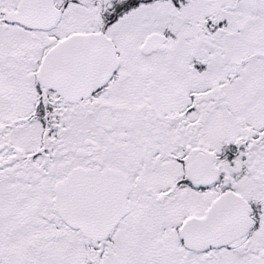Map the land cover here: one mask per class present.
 I'll list each match as a JSON object with an SVG mask.
<instances>
[{
	"label": "snow or ice",
	"instance_id": "6c2138e0",
	"mask_svg": "<svg viewBox=\"0 0 264 264\" xmlns=\"http://www.w3.org/2000/svg\"><path fill=\"white\" fill-rule=\"evenodd\" d=\"M0 264H264V0H0Z\"/></svg>",
	"mask_w": 264,
	"mask_h": 264
}]
</instances>
